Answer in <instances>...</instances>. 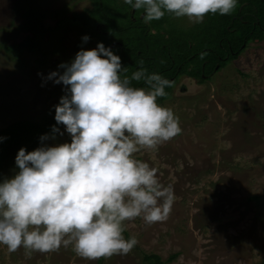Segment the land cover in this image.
<instances>
[{"label":"rangeland","instance_id":"obj_1","mask_svg":"<svg viewBox=\"0 0 264 264\" xmlns=\"http://www.w3.org/2000/svg\"><path fill=\"white\" fill-rule=\"evenodd\" d=\"M89 7V0H0V129L51 114L65 90L48 75L94 48L71 18ZM178 77L159 104L179 117L182 132L158 151L136 154L173 186L169 218L125 222L124 237L139 241L128 255L88 261L69 246L29 259L23 248L9 253L0 245V264H146L144 253L160 255L161 264H264V39L204 82ZM64 142L66 132L44 141ZM15 172L4 170L2 178Z\"/></svg>","mask_w":264,"mask_h":264},{"label":"clouds","instance_id":"obj_2","mask_svg":"<svg viewBox=\"0 0 264 264\" xmlns=\"http://www.w3.org/2000/svg\"><path fill=\"white\" fill-rule=\"evenodd\" d=\"M124 3L143 10L146 24L166 13L202 23L208 14L229 15L237 6V0ZM89 39L82 37L84 43ZM139 64L127 75L121 57L98 43L90 50L82 48L48 75L65 90L54 106L56 124L51 134L40 137V147H22L15 157V174L0 179V245L9 253L23 248L30 259L33 253L71 246L85 260H108L128 255L139 243L135 236L124 237L125 222L141 218L152 225L169 218L173 186H164L158 169L136 154L158 151L182 129L174 111L157 102L172 82L149 73L144 61ZM65 132L70 142L44 143Z\"/></svg>","mask_w":264,"mask_h":264},{"label":"trees","instance_id":"obj_3","mask_svg":"<svg viewBox=\"0 0 264 264\" xmlns=\"http://www.w3.org/2000/svg\"><path fill=\"white\" fill-rule=\"evenodd\" d=\"M89 3V8L73 13L74 23L84 29L94 48L98 43L111 46L113 53L121 57L127 75L137 71L141 67L139 62L144 61L143 67L149 73H158L171 81L172 87L165 88L167 95L158 98V103L171 97L179 75L204 82L207 79H203V73H214L237 58L248 43L264 39V0H237L231 14H208L202 23L189 24L179 23L168 13L159 21L146 24L143 10H134L124 0ZM133 84L145 87L142 82ZM54 117L55 107L43 121L19 120L0 129V179L4 170L17 171L15 157L22 147L32 151L42 135L51 134L56 124ZM143 260L146 264H161L156 253H144Z\"/></svg>","mask_w":264,"mask_h":264},{"label":"flooded vegetation","instance_id":"obj_4","mask_svg":"<svg viewBox=\"0 0 264 264\" xmlns=\"http://www.w3.org/2000/svg\"><path fill=\"white\" fill-rule=\"evenodd\" d=\"M205 65H206V64H205ZM208 67H209V63H207V65H206V68H208ZM212 74H213V73L209 71V73H203V74H202V77H203V79H208ZM179 76H180V75H179ZM185 76H186V75H185ZM187 77H189V76H187ZM178 78H179V77H178ZM178 78H177L176 81L174 82V85H175V83L177 82ZM191 78H192V77H191ZM173 88H174V86H173Z\"/></svg>","mask_w":264,"mask_h":264},{"label":"water","instance_id":"obj_5","mask_svg":"<svg viewBox=\"0 0 264 264\" xmlns=\"http://www.w3.org/2000/svg\"><path fill=\"white\" fill-rule=\"evenodd\" d=\"M108 47H111V46H108Z\"/></svg>","mask_w":264,"mask_h":264}]
</instances>
